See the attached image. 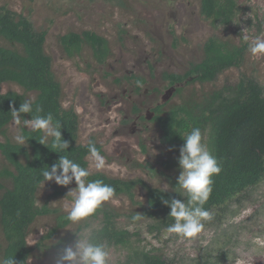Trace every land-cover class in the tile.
<instances>
[{
  "label": "rangeland",
  "instance_id": "374dc122",
  "mask_svg": "<svg viewBox=\"0 0 264 264\" xmlns=\"http://www.w3.org/2000/svg\"><path fill=\"white\" fill-rule=\"evenodd\" d=\"M237 2L236 18L226 28H214L200 15V0H0V6L27 17L36 31H46L44 52L51 58V70L61 86L62 107L73 108L78 116L77 143L93 141L102 147L105 167H90L89 155L90 173L126 181L140 179L146 186L161 190L168 184L166 191H172L180 169L177 156L162 143V132L152 121L156 115L153 107L167 101V110L199 101L213 91L235 86L243 76L264 87V57L258 59L249 51L251 41L264 36V0ZM86 31L108 41L110 54L104 64L96 62L87 44L73 57L64 52L59 42L62 35ZM212 37L230 46H247L240 68L222 72L212 83L183 85L174 96L162 75L186 72L190 64L202 59L203 45ZM0 43L4 44L1 39ZM80 74H86L87 79L78 82ZM132 76L143 78L145 83L136 82ZM8 91L28 100L35 97V93H26L15 84L0 85L1 93ZM17 133H21V123L11 121L0 140L6 137L15 142ZM6 166L0 155V171ZM113 166L120 171L114 172ZM0 185L7 188L10 183L0 178ZM75 186L74 181L67 187L46 181L37 190V206L46 205L57 213L38 217L31 224L27 236V243H32L28 246L34 249L31 264H56L52 246L59 239H68L69 246L77 236L83 239L90 229L98 227L99 221L84 218L41 240L55 226L57 214L67 215L64 204L72 197L66 194ZM248 195L235 215H226L238 208L232 201L221 225L204 226L193 240L167 231L151 235L146 232L147 221H133L130 216L141 214L146 206L143 186L135 188L133 200L114 196L117 205L111 201L103 205L119 215L118 227L139 233L140 246L159 249L173 264L202 263L200 257L213 260L218 252L227 255L223 264H264V179ZM108 252V264H124V250L111 247Z\"/></svg>",
  "mask_w": 264,
  "mask_h": 264
},
{
  "label": "trees",
  "instance_id": "16d2710c",
  "mask_svg": "<svg viewBox=\"0 0 264 264\" xmlns=\"http://www.w3.org/2000/svg\"><path fill=\"white\" fill-rule=\"evenodd\" d=\"M237 1L200 0V15L214 28L229 27L239 10ZM45 38L46 31H36L27 17L0 6V39L4 43H0V85L11 83L26 93H35L34 99L29 100L32 112L21 114V134L28 139L26 145H19L6 137L4 141L0 140V155L7 163L0 171V178L10 183L7 188L0 185V259L13 257L16 264H27L34 251L27 243L31 224L38 217L57 213L46 205L39 207L36 204L37 190L46 182L42 171L58 161L60 155L88 168L89 145H95L100 155L103 154L102 147L93 141L86 145L77 143L78 116L73 108L62 107L61 86L51 70V58L44 52ZM59 42L69 57L78 55L86 44L99 64H104L110 54L108 41L89 31L67 33L59 38ZM246 50V45L230 46L212 37L204 43L203 57L199 62L190 64L183 74L164 73L162 78L170 86H179L175 92L177 95L183 85L212 83L222 72L240 68ZM132 78L140 84L145 83L143 78ZM25 100L28 99L24 95L14 91L0 92V136H5L7 126L13 121L11 110L18 109ZM37 108L41 109L39 115L50 113L53 124L60 125L62 139L69 142L66 150L53 149L51 137L45 145L40 144L43 133L24 127L23 119L37 115ZM160 108L155 111L152 121L162 132V143L177 156V165L182 137L198 127L202 143L207 145L221 167L220 173L212 177V192L203 205L213 214V219L204 221V226L218 227L227 206L232 201L237 203V210L226 213L235 215L242 202L248 200V193L264 179V87L243 76L235 86L213 91L199 101H188L165 111ZM87 179H99L115 189V197L127 196L131 200L135 188L143 186L147 199L141 219L147 221L146 232L151 235L166 231L174 223V218L168 216L170 208L162 200L176 198L186 203L188 200L176 182L172 183L174 192L150 188L140 179L126 181L103 173H91ZM215 211H219L218 214ZM118 216L102 204L94 214L85 218L90 222L99 221L98 227L90 229L87 237L93 242H106L107 250L111 247L124 250V264H173L160 254L159 249L140 246L138 232L118 227ZM130 217L133 221L141 220ZM71 222L66 214H57L55 226L41 240L50 239ZM68 244V239L61 238L52 246L56 258ZM226 257V253L218 252L213 260L200 257L204 261L198 260L195 264H223Z\"/></svg>",
  "mask_w": 264,
  "mask_h": 264
},
{
  "label": "clouds",
  "instance_id": "9594fccd",
  "mask_svg": "<svg viewBox=\"0 0 264 264\" xmlns=\"http://www.w3.org/2000/svg\"><path fill=\"white\" fill-rule=\"evenodd\" d=\"M244 39L247 41L249 37L245 36ZM249 51L258 59L264 57V36H258L252 40ZM86 79V74H80L78 82ZM40 111L41 109L37 108V115L31 116V119H23L24 127L43 133L39 140L40 144L45 145L47 139L51 137L53 138V149L66 150L69 147V142L62 139L60 125L53 124V116L50 113L41 116L38 114ZM31 112L32 104L29 100H25L18 109L11 110L14 123H20L21 114ZM13 139L22 146H25L28 141L21 133H17ZM182 140L183 144L179 148L178 156L180 172L176 185L187 194L188 200L186 203L184 200L172 198L164 199L162 203L170 208L168 216L174 218V223L170 224L166 231L184 238H194L203 230L204 221L213 219V214L204 209L203 205L212 192V177L220 173L221 167L207 145L202 143V134L198 127L192 128L182 137ZM89 153L92 159L90 167L96 170L103 169L105 158L100 155L95 145H89ZM113 171H120V169L113 166ZM90 174L88 168L82 167L68 156L61 155L50 168L47 167L42 171L44 181H54L57 185L65 187L71 182H75L76 186L66 194L72 199L64 204L67 218L72 222H78L91 216L104 202L111 201L114 205L119 203L114 199L115 189L99 179L89 181L87 178ZM168 186V184L163 186L164 191L168 189ZM172 191L176 192L175 189ZM142 216V214L136 213L134 219L139 220ZM31 244L29 241L28 245ZM107 248L106 242H93L89 237L81 239L77 236L74 244L62 249L56 264H108L109 252ZM0 264H16V262L11 257L0 259ZM27 264H31V257L27 260Z\"/></svg>",
  "mask_w": 264,
  "mask_h": 264
},
{
  "label": "flooded vegetation",
  "instance_id": "af4514ba",
  "mask_svg": "<svg viewBox=\"0 0 264 264\" xmlns=\"http://www.w3.org/2000/svg\"><path fill=\"white\" fill-rule=\"evenodd\" d=\"M167 83V85H168V87L169 88H172L173 90H174V93H173V95L175 96L176 95V88H178L179 86H177V85H174V86H170L169 85V83L168 82H166ZM166 102V103H165ZM165 102H163L164 104H161V105H155L154 107H153V110H152V113L154 112L155 113V111L157 110V108L159 107V106H161V111H165L164 110V106L165 105H167V104H169V102H167V101H165ZM153 115V114H152Z\"/></svg>",
  "mask_w": 264,
  "mask_h": 264
}]
</instances>
